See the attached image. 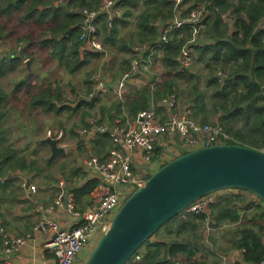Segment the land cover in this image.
I'll return each mask as SVG.
<instances>
[{"label":"trees","instance_id":"obj_1","mask_svg":"<svg viewBox=\"0 0 264 264\" xmlns=\"http://www.w3.org/2000/svg\"><path fill=\"white\" fill-rule=\"evenodd\" d=\"M100 3L101 0H0V14L11 17L18 13L20 20L40 26L38 43L50 50V54L71 72L81 71L93 58L104 55L106 50L123 53L115 70L112 65L109 90L130 71L136 57L143 56L146 62L151 56L154 63L155 60L162 62L167 78L159 80L158 76L151 77L152 81L158 79L156 85L152 87L149 81L137 94L126 93L123 100L118 97L109 106L101 105L95 116L92 109L100 99L96 89L98 80L94 78L93 69L87 71L86 96L80 98L74 109L77 111L80 107H86L84 124L80 128L88 123L89 127L92 126L91 118H96L98 124L106 119L112 124L117 117L125 122L128 115L129 118H136L139 111L146 108H155L161 113L167 110L160 105L161 100L176 93L180 105L181 97L186 98L184 107H191L196 119L204 123L220 122L234 136L229 140L231 143L264 150V0H185L184 3L189 6L202 3L207 6L206 28L196 40H193V26L190 24L173 27L175 0H115V7L121 9V14L113 17L112 25L110 13L102 11L98 15L97 33L104 49L92 50L85 47L82 37L84 16L78 9L98 8ZM170 25L169 41L161 43L159 39ZM17 39L19 42H29L24 47L25 53L36 43L31 40L29 32H23ZM186 44L195 52V60L208 69L204 87L201 86L198 72L192 70L191 66L183 68L181 54ZM139 46L142 51L138 49ZM6 57L0 59V71L3 72L6 66L9 65L11 69L24 61L23 57H19V61L12 59L7 62ZM219 71L227 74L220 75ZM134 77L131 76L129 80ZM27 80L31 81L29 75L17 83V88ZM181 83L184 88L180 87ZM187 85L190 89L186 88ZM206 89H211V95ZM30 97L31 106L41 107L46 112L57 113L68 108L67 105H59L57 100L62 99L63 92L55 90L53 83L32 92ZM9 98L10 93L0 84V103H6ZM208 98L212 99L211 104H208ZM174 109L179 110L180 107ZM7 115L6 110L0 109V191L12 181L11 174L39 170L36 169V159L29 160L28 155L22 153L14 143L5 141L8 128L3 122ZM73 133L80 136L79 129H74ZM95 135L93 150L101 159H105L108 148L114 145L113 139L100 130ZM161 150L162 147L157 148L158 152ZM158 157L155 156L156 159ZM99 183L100 180L93 179L77 191L79 194L89 192ZM237 199L222 196L213 203L211 219L214 222L209 221L210 225L226 224L228 219V224L240 221L236 232L238 237L233 245L243 249V259L250 264L264 263V206L262 203L256 205L254 208L259 213L255 210L250 218L247 215L241 217L234 204ZM214 210L218 211L217 218L213 216ZM207 216L205 212H187L183 217L182 213L172 217L142 244L127 264H175L180 254L188 259L183 261L203 264L201 260L191 257L205 247L203 229ZM137 255L141 257L136 259ZM241 260H237L236 264H243Z\"/></svg>","mask_w":264,"mask_h":264},{"label":"built area","instance_id":"obj_2","mask_svg":"<svg viewBox=\"0 0 264 264\" xmlns=\"http://www.w3.org/2000/svg\"><path fill=\"white\" fill-rule=\"evenodd\" d=\"M184 2L185 0H175L176 16L173 27L190 24L193 26V40H196L206 28L207 6L203 3L189 6ZM78 10L84 16L82 37L85 39V47L92 50H103L104 44L97 33L96 18L102 11L108 12L111 15L110 24L112 25L113 17L119 16L121 9L115 7V0H101L98 8L83 7ZM228 16L230 17V15ZM171 28L172 25L164 30L159 39L161 43L169 41ZM141 48L138 47L140 50ZM195 57L193 49L186 44L181 54L183 68L190 67L195 61ZM151 63H153L151 56L146 62L143 56L136 57L132 61L130 71L120 80L115 90L121 98H125L126 85L130 77L133 75L138 78L145 76L146 73L141 70V66L144 65L146 69H149ZM219 74L224 76L227 73L219 71ZM160 105L167 109V117L164 119L160 117L155 108H146L139 111L136 121L130 125H124L121 118L117 117L112 124L103 123L95 126L96 131L108 133L112 137L114 145L109 148V155L105 159H101L96 154L83 158V167L87 171L95 172L101 179L100 184L95 189L93 202L86 209H79L74 193L68 192L66 198H63L64 194H61L56 198L55 204L66 207L79 217V221L74 226L67 227L55 219L43 216L36 225V228L53 233V236L46 242V247L54 254V260L51 264H76L86 248H89L88 252L92 251L109 227L115 211L134 189L146 182L148 176L140 175L134 169L135 153H139L143 161L151 163L155 161L157 148L161 146L162 152L158 154L157 159L158 164L162 165L174 158V153L178 149L188 152L200 147L230 143L229 140L234 139V136L220 122L204 123L196 119L191 107L175 110V107H180V98L176 93L164 97ZM90 120L91 122L94 121L93 118ZM79 132L82 135H88L89 127L80 128ZM64 135L63 130L49 129L47 132L48 137L57 138L61 145L68 147L69 143L63 140ZM171 149H174L173 153L169 151ZM121 185L126 187L122 188ZM241 191L249 190L226 187L208 193L188 205L183 213L185 215L187 212H205L208 214L207 220L211 221V205L218 202L222 196L241 197L242 193L239 194ZM253 199L250 208L256 207L263 200L255 193H253ZM96 239V243L92 244ZM4 241V250L9 252L25 243L26 238L24 236L5 235ZM88 254L83 258L82 264ZM140 257L137 255L136 259ZM1 264H13V262L6 260ZM175 264L198 263L177 260ZM223 264L233 263L224 262Z\"/></svg>","mask_w":264,"mask_h":264},{"label":"crops","instance_id":"obj_3","mask_svg":"<svg viewBox=\"0 0 264 264\" xmlns=\"http://www.w3.org/2000/svg\"><path fill=\"white\" fill-rule=\"evenodd\" d=\"M1 25H3L1 29L9 33L6 35V38H3L4 35L0 34V59L7 56L6 61L9 62V60H18L20 59L19 57H23L24 62H19L16 66H12L11 69L9 68V65L6 66L5 72L0 71V80L2 81L3 77L9 76L10 83L14 85L13 95H15V92L20 91L21 89L27 92L31 89V87L27 88V84L25 83L20 88H17V83L23 80V78H25L27 75H29L31 79V74L37 69L35 67L36 63H33L29 51L27 53L24 51V47H26L27 44H24L22 50L20 47V49L16 51L17 36H13V28L11 26L7 27L2 23L0 26ZM28 49L30 51L33 50L32 48ZM27 59L31 60V70L27 65ZM39 76L41 77L43 74L40 73ZM105 77L107 78L106 74L100 78L101 88L98 89V92L101 90L104 92L112 91L114 95H118L115 90L120 80L115 82L109 90L111 79L109 81L108 78L106 80ZM148 78L149 76L147 77L145 75L141 76V78L134 77L132 80H129L126 86L135 87V91L130 94H137L138 90L143 85L149 83ZM29 83L30 82H28V84ZM129 88L130 87L126 88L125 93L130 92ZM10 94L12 95V93ZM136 118H129L128 115L126 119L127 122L122 121V123L124 125H130L136 121ZM93 120L94 121L91 122V124H93L92 126L89 127V123L87 125H83V127H89V134H80V136L77 137V140L73 143L71 152L77 156V161L79 164L78 167L74 169L71 176H66V172L63 171V174L60 176H57L54 173L53 175H50V177L45 175L43 180H40V177H42L41 172H37L35 169H32L31 171H19L17 173L11 174L10 177H12V181L6 184L4 190H1L0 193V264L6 260H11L13 264H51L54 260V254L46 247V242L53 236V233L36 228L39 219L43 216H46L48 218L55 219L64 226L72 227L79 221V217L73 214L66 207L57 206L55 204L56 198L61 194H64L63 198H66L67 193L72 192L75 195L76 205L79 209H86L93 202L95 198V189L100 183L96 185L94 189L89 190V192L82 194L80 192L79 194L77 191L78 188H81L87 182L90 183L93 179H98L101 181L95 172L90 170L87 171L83 167L84 157L79 156L80 148L88 149L89 157L93 154H96L93 150V140L96 136L95 132H97L95 130V126L99 124L97 123L98 120L96 118H93ZM106 121H103V123L110 124V120L108 122ZM16 128H18V125L14 124V128L11 131H8L9 133L6 135L5 139L7 143H13V139L11 137L16 133ZM10 132L12 135L11 137ZM45 136L46 135H44L41 139H44ZM28 137L29 135H26V138ZM41 139H37L36 143H41L39 142ZM69 148L70 145L67 147V152ZM182 153H184V151L182 149H178L174 153L173 157ZM108 155L109 148L107 157ZM50 162L49 164H51ZM158 168V159H155V161L151 163L145 162L139 153H135L134 169L138 174L149 176ZM6 178L7 177H5V179ZM29 180L30 184H28ZM121 187L125 188L126 186L121 185ZM15 188L17 189L16 192H14ZM239 194H241L243 197H247L249 199V203L243 205L241 201L235 200V207L238 209L237 211L241 214V217L247 215L248 218H250L253 216V213L256 210V208H250V203H252L254 200L253 193L251 191H241ZM261 203L264 206L263 200H261ZM256 213L258 214L259 211L256 210ZM213 216L217 218L215 213ZM211 221L212 223L214 222L213 219H211ZM227 221H229V219ZM227 221L226 224H222L218 228H212L210 227V222L207 220L205 228L203 229L205 236L203 242L205 243V247L201 248L193 257H191L192 259L197 258L201 260L203 264H223L224 262L236 264L237 260L243 259V249L233 245L234 240L238 237L236 232L238 231L239 227L234 229L231 234H219V237L211 236L213 230L217 229V231H219L220 229H224V227L232 225L228 224ZM210 230H212V232ZM5 235H11L14 237L24 236L26 238V242L21 244L19 247L13 248L11 251L6 252L4 250ZM88 250L89 248H86L84 252L81 253L76 264H82L83 258L89 253ZM185 259L188 260L184 254H180L178 257V260L181 261Z\"/></svg>","mask_w":264,"mask_h":264},{"label":"water","instance_id":"obj_4","mask_svg":"<svg viewBox=\"0 0 264 264\" xmlns=\"http://www.w3.org/2000/svg\"><path fill=\"white\" fill-rule=\"evenodd\" d=\"M26 61L31 70V60ZM39 142L50 146V161L67 153L57 138ZM226 187L247 189L264 200V150L219 143L184 152L160 165L115 211L83 264H127L168 220L198 198ZM241 262L250 264L245 259Z\"/></svg>","mask_w":264,"mask_h":264},{"label":"rangeland","instance_id":"obj_5","mask_svg":"<svg viewBox=\"0 0 264 264\" xmlns=\"http://www.w3.org/2000/svg\"><path fill=\"white\" fill-rule=\"evenodd\" d=\"M0 20V24L2 23L7 27L11 26L13 28L14 37L20 36L23 32H29V34L31 35V40H33L34 42L36 41L34 45L30 46L33 50L30 51L28 49L26 53L29 51L30 57L32 58L33 63H36L35 67L37 68L36 70H34V73L31 74V81H29V84L27 80L26 87H31V89L27 92L21 89L20 91L15 92V95H13L14 85L10 83L9 76L3 77L2 81L0 80V84L3 89L6 92L12 93V95L10 94V98L6 103H0V109H4L8 112V115L5 118L3 124L7 126L8 131H11L14 128V124L18 125V128H16V133L12 136L10 132V137L12 136L11 138L13 139V143L21 149L22 153L28 155L29 159H36L38 161V166L36 165V169H39L37 171L41 172L42 177H40V180H43L45 175L50 177V175H53L54 173L57 176H60L63 174V171L66 172V176H71L74 169L78 167L79 164L77 161V156L71 152L73 143L77 140V136L75 133H73V130L80 129L82 124H84L83 115L86 107H80L77 111L74 109L78 105L80 98L86 96L87 85H85V82L87 71L91 69L94 70V78L98 80L96 85V89L98 90L101 88L100 78L103 76L102 74H106L108 80L110 81L112 77L111 71L113 70L112 65L114 64L115 70L117 68L116 65H118V62L121 60V54L123 53H118V51L110 52L109 50H106L104 55L93 58L88 65L82 68L81 71L71 72L69 69H66L64 65H61L57 58H54L50 54V50L42 47L38 43L39 41L37 39L39 34L41 33L39 29L40 26L38 24H30L20 20L18 13H14L11 17L0 14ZM8 33L9 32L0 29V34L4 35L3 38H6V35ZM16 41V51L19 50L20 47L22 50L24 44L29 43L25 40L19 42L18 39H16ZM112 57H114L115 59H112ZM110 62L113 63L110 64ZM156 63H158V66H156ZM161 63L162 62H156L155 60V63L153 61V63L150 64L151 67H149V69H146L144 65L141 66V70H143L146 75L150 77L148 79L152 87L158 83V79L152 81L151 77L154 78L155 76H158L159 80H161L162 77H168L166 74V70ZM191 67L192 70H194L196 73L198 72V74L200 75V82H202L201 86L204 87V85L206 84L205 79L208 74V69L205 68L203 64L197 62V60L193 62ZM40 73L43 74V76L40 77ZM49 83L54 84L55 90L60 89L63 92L62 99L57 101L59 102V105L62 104L61 106H68V108H65L64 111H60L57 113L46 112L41 107H33L30 105L31 93L41 90ZM127 87H130V92H126L127 94L133 93L135 91L134 86ZM180 87L184 88L183 83L180 84ZM186 88L190 89V86L187 85ZM206 90L208 94L211 95V89ZM101 92L102 90L98 92V96L100 97V99L97 101V106L92 109L94 116L96 115L97 109H99L101 105L109 106L110 103L113 102L116 98H121L120 95H114L112 91H103L104 93L102 94ZM123 99L124 98H122V100ZM184 100H186V98L184 96L183 98L181 97L180 109L185 108L184 106L186 104H184ZM207 101L208 104L212 103V99L210 98H208ZM159 114L161 118H166L167 110ZM49 129H53L54 131L63 130L65 133L63 140L65 142H68L70 145V148L66 154L57 156L51 162L49 161L52 152L50 146L47 143H36V140L43 138L44 135H46L45 137H48L47 132ZM26 135H29V137L26 138ZM174 149H171L169 151L173 153ZM156 152V155H158L160 152H162V150ZM79 156H83L84 158L89 156V150L86 148H80ZM49 162L51 164H49ZM237 200L241 201L243 205L249 203V199L245 196L238 197ZM211 212H213V209H211ZM214 212L216 214L218 211L214 210ZM182 214L184 215L183 212ZM240 223V221L236 222L235 224L224 227V229H220L219 231H217V229L213 230V232L212 230H210L212 232L211 236L219 237V234H231V232L236 229L240 225ZM210 227L218 228L220 227V225H210ZM96 241L97 239L92 244H95ZM90 253L91 251L89 252V254Z\"/></svg>","mask_w":264,"mask_h":264}]
</instances>
